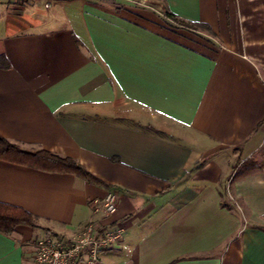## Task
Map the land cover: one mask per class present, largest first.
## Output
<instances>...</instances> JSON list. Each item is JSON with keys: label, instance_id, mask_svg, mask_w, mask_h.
<instances>
[{"label": "crops", "instance_id": "0c3cea01", "mask_svg": "<svg viewBox=\"0 0 264 264\" xmlns=\"http://www.w3.org/2000/svg\"><path fill=\"white\" fill-rule=\"evenodd\" d=\"M22 1L0 6V139L101 184L0 160V204L36 223L0 234V264L70 241L107 193L122 237L102 264H264V230L224 198L264 138V0Z\"/></svg>", "mask_w": 264, "mask_h": 264}, {"label": "built area", "instance_id": "2783aa9c", "mask_svg": "<svg viewBox=\"0 0 264 264\" xmlns=\"http://www.w3.org/2000/svg\"><path fill=\"white\" fill-rule=\"evenodd\" d=\"M55 0H44L50 9ZM92 217L70 241L53 237L36 240L32 264H102L101 252L122 237V230L104 231L100 224L116 213V197L107 193L101 200H93Z\"/></svg>", "mask_w": 264, "mask_h": 264}, {"label": "trees", "instance_id": "16d2710c", "mask_svg": "<svg viewBox=\"0 0 264 264\" xmlns=\"http://www.w3.org/2000/svg\"><path fill=\"white\" fill-rule=\"evenodd\" d=\"M166 16L178 23L180 27H186L190 30H193L196 27L195 24L188 25L183 21L178 20L172 14H166ZM203 29H205V27H203ZM0 160L48 173L75 174L88 182L101 184L95 177L85 171L71 158L59 157L47 151L31 152L23 150L3 139H0ZM18 226L35 228V219L32 215L22 209L0 204V234L9 236Z\"/></svg>", "mask_w": 264, "mask_h": 264}, {"label": "rangeland", "instance_id": "374dc122", "mask_svg": "<svg viewBox=\"0 0 264 264\" xmlns=\"http://www.w3.org/2000/svg\"><path fill=\"white\" fill-rule=\"evenodd\" d=\"M23 4L25 3L22 0H0V6L4 8V11L20 8ZM176 24L178 25V23ZM260 144L257 152L248 157L238 169L237 174L231 177L228 187L224 191V198L229 210L243 216V219L252 218L253 220L248 221V225L264 230V196L261 199V194L251 188L257 181L264 182V138ZM235 182L245 183L248 188L237 191L233 188ZM246 182L248 183L246 184ZM246 195L249 196L247 201L244 200Z\"/></svg>", "mask_w": 264, "mask_h": 264}]
</instances>
